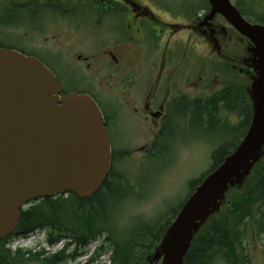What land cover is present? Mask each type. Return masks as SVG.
Wrapping results in <instances>:
<instances>
[{"label": "flooded vegetation", "instance_id": "flooded-vegetation-1", "mask_svg": "<svg viewBox=\"0 0 264 264\" xmlns=\"http://www.w3.org/2000/svg\"><path fill=\"white\" fill-rule=\"evenodd\" d=\"M75 1L20 0L18 5L11 6L15 10L12 23H18V9L25 8L35 15L30 24H40L41 17L47 16L46 20L50 19L47 22L56 19L79 30L82 24L92 25L98 31L95 44L109 47L103 52L104 63L112 66L106 75L112 78L113 71L118 76L115 95L110 94L109 98L103 95L109 92L107 81H103L105 75H101L102 68L93 70L99 56L92 61L78 57L77 62L82 65L71 70L66 64L59 69L42 63L58 80L60 97L86 94L96 103L112 153L117 140L127 135L121 129L129 122L126 114H122L127 107L132 116L130 127L136 130L133 135H143L148 142L142 147L148 157L174 152L171 146L176 143L209 139L198 136L182 140L180 134L188 127L202 126L211 132L222 129L224 137L232 135L235 140L246 133L248 126L244 131L240 123L249 116L247 111L249 123L252 116L249 93L258 77L255 69L258 58L252 54L254 45L248 38L220 14L212 12L208 0ZM229 2L248 25L264 29V0ZM200 86L202 90L188 93ZM243 110L245 113L240 116L237 112ZM123 153L126 152L117 151L119 157ZM111 225L112 220L106 224L110 229ZM69 240L71 243L60 253L42 250V255L52 258V264L75 261L84 254L76 252L75 241ZM102 241V249L112 255L113 240L103 233ZM56 244H51V248ZM62 252L66 259L58 261ZM91 257L84 264H101L99 253Z\"/></svg>", "mask_w": 264, "mask_h": 264}, {"label": "water", "instance_id": "water-1", "mask_svg": "<svg viewBox=\"0 0 264 264\" xmlns=\"http://www.w3.org/2000/svg\"><path fill=\"white\" fill-rule=\"evenodd\" d=\"M253 44L258 79L249 93L252 118L238 146L194 189L161 236L150 263L184 264L195 235L218 212L230 188L245 183L264 150V29L248 25L229 0H208ZM60 85L36 58L0 48V240L29 201L67 192L84 199L110 170L107 129L86 94L60 97Z\"/></svg>", "mask_w": 264, "mask_h": 264}, {"label": "rangeland", "instance_id": "rangeland-1", "mask_svg": "<svg viewBox=\"0 0 264 264\" xmlns=\"http://www.w3.org/2000/svg\"><path fill=\"white\" fill-rule=\"evenodd\" d=\"M78 1L80 0L75 2ZM19 2L20 0H0V46L2 48L22 49L32 56L38 57L47 65L51 64L53 67L56 66L60 69V66L66 64L69 70L72 67L82 65L77 62L78 57L80 59L88 58L92 61L94 56L95 58L99 56L97 63L93 64V70L102 68L101 75H105L103 81H107L109 92L103 95L109 98L111 97L110 94L115 95L118 92L114 90V85H118V76L113 71L110 72L112 78L106 75L108 71L112 70L111 65L109 68L108 64L104 63L105 56L103 52L108 50L109 47L95 44L94 38L98 35V31L92 25L82 24V29L79 30L78 27L67 26L51 17L48 18L53 20L47 22L50 20H46L47 16L41 17L40 24H30L29 21H33L35 15L33 16L25 8L18 9L16 13L18 23L13 24L15 10L11 6L18 5L16 3ZM24 2L26 3V1ZM45 22L47 23L45 24ZM108 59L106 58V61ZM117 74L120 75V72ZM198 90H202V86L195 87L193 90L189 89L188 93H196ZM122 114H126L124 117L129 121L121 127L127 132V135L125 133V137L117 140L116 149H114L111 156L113 172L129 185L126 198L116 202L117 206L112 216L114 225H111V229L113 236L118 241L127 232L131 233L138 225L159 227V223L167 219L170 210L182 204L187 195L190 194L188 182L198 179L203 172L209 169L212 163L211 154L213 151L231 140H235L232 135L224 137L222 129L211 132L202 126L188 127L180 134L182 140H192L198 138V136L199 138L209 139L224 138H217L212 141L198 139L196 142L176 143L171 146L174 152L168 151L162 156H154L153 154L152 157H148L142 152V147L148 144L146 138L142 135L141 140V137L134 136L133 133L136 130L130 127L132 125L130 107H127ZM167 145L170 146V144ZM123 150L128 154L123 153L119 157L117 151ZM109 222H111V219ZM263 222L261 221L260 224ZM39 232H42V230ZM104 233L108 235L107 232ZM40 238H42L40 233L28 238H16L13 240L10 250L12 252L16 249L30 250L32 253L40 250L44 252L59 251L58 253L62 251L63 246L59 244L55 245L53 249L46 244L39 245V248L36 247ZM95 243L103 248L100 237ZM244 249L247 254L245 264H264V233L256 234L249 231ZM80 251L84 252L85 249ZM58 257L60 258V256ZM42 259L43 256H40L38 260L29 259L24 262L20 261L18 264H46ZM20 260H22L21 257ZM87 260L88 256H81L76 258L75 261L68 259L63 262L65 264H84ZM106 260V257L100 258L99 262L104 264ZM213 264L224 263L217 261Z\"/></svg>", "mask_w": 264, "mask_h": 264}, {"label": "trees", "instance_id": "trees-1", "mask_svg": "<svg viewBox=\"0 0 264 264\" xmlns=\"http://www.w3.org/2000/svg\"><path fill=\"white\" fill-rule=\"evenodd\" d=\"M18 51L31 55L22 49ZM237 113L242 116L245 110ZM246 113L249 116L240 123L244 131L250 118V111ZM243 134L238 140H231L228 145L224 144L213 151L210 168L198 179L188 182L190 193L226 155L232 152ZM128 192V183L113 172L112 166L102 186L87 198L80 199L68 192L28 202L26 207L20 209V218L14 231L9 237L0 240V264H18L29 259L38 260L43 256L42 251L32 253L17 250L11 253L7 246L10 239L26 237L37 230L48 232L47 242L50 245L61 239H72L76 244L75 251L84 249L90 241L107 232V236L113 240V253L109 256V264H148L146 257L159 243L162 234L171 224L182 204L172 208L167 219L159 223V227L138 225L118 241L106 224L113 216L116 202L126 198ZM225 197L221 210L213 215L195 235L184 264H213L217 261H222L224 264L247 262L244 249L247 233L249 231L256 234L264 233V226L260 224L264 221V156L255 165L245 184L230 190ZM59 256L58 261L66 259L63 252ZM42 260L46 264L54 262L52 258L46 256H43Z\"/></svg>", "mask_w": 264, "mask_h": 264}]
</instances>
